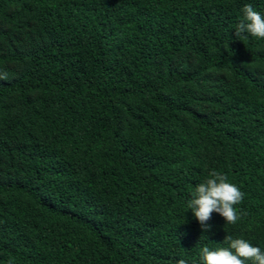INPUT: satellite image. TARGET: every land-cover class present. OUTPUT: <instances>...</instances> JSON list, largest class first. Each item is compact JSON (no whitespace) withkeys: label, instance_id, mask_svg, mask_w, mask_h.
I'll use <instances>...</instances> for the list:
<instances>
[{"label":"trees","instance_id":"1","mask_svg":"<svg viewBox=\"0 0 264 264\" xmlns=\"http://www.w3.org/2000/svg\"><path fill=\"white\" fill-rule=\"evenodd\" d=\"M264 0H0V264H198L264 251ZM210 170L235 225L187 209Z\"/></svg>","mask_w":264,"mask_h":264},{"label":"clouds","instance_id":"2","mask_svg":"<svg viewBox=\"0 0 264 264\" xmlns=\"http://www.w3.org/2000/svg\"><path fill=\"white\" fill-rule=\"evenodd\" d=\"M242 16L236 24L234 35L241 39L252 37L264 40V16L251 4L242 8ZM7 74L0 75V80H6ZM237 185L229 182L228 176L217 170H210L203 182L197 184L187 200L186 207L192 217L200 225L202 232L210 231L208 221L212 214H218L228 225H235L244 215L237 209L244 199ZM227 246L210 250L204 246L199 251L198 264H264V251L253 246L243 238H233L227 235L223 241ZM176 264H186L180 259Z\"/></svg>","mask_w":264,"mask_h":264}]
</instances>
